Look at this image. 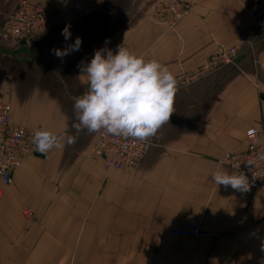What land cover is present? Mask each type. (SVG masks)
<instances>
[{
  "label": "crops",
  "instance_id": "obj_1",
  "mask_svg": "<svg viewBox=\"0 0 264 264\" xmlns=\"http://www.w3.org/2000/svg\"><path fill=\"white\" fill-rule=\"evenodd\" d=\"M18 1L0 0V28ZM28 1L92 12L25 41L0 37V102L12 105V121L63 136L62 143L76 137L13 173L0 199V264H264V184L241 193L212 180L218 168L232 173L218 160L244 152L249 129L264 144V32L240 41L264 0H187L192 9L174 30L150 18L159 0ZM78 36L79 51L63 61L52 53ZM117 45L175 77L238 47L234 64L177 90L170 121L127 171L104 169L91 152L97 133L73 127L74 100L87 91L77 64ZM182 223L200 235H173Z\"/></svg>",
  "mask_w": 264,
  "mask_h": 264
},
{
  "label": "clouds",
  "instance_id": "obj_2",
  "mask_svg": "<svg viewBox=\"0 0 264 264\" xmlns=\"http://www.w3.org/2000/svg\"><path fill=\"white\" fill-rule=\"evenodd\" d=\"M70 29L68 24L61 32L65 41L72 36ZM107 43L108 39L105 45ZM81 45L82 38L78 36L65 48L51 51L63 61L65 56L79 51ZM77 68L87 79V91L73 103L78 121L73 127L77 133L86 130L91 135L104 131L113 136L146 140L155 137L170 121L177 80L156 59H145L123 45H117L115 51L107 47L95 50L91 60L80 61ZM62 140H65L63 136L46 130H38L33 136L36 150L41 153L63 148L65 144L72 145L76 137L68 135L65 143ZM212 180L217 186L231 187L241 193L250 189L249 178L243 171L229 173L218 168L212 173ZM261 251H264V240Z\"/></svg>",
  "mask_w": 264,
  "mask_h": 264
},
{
  "label": "built area",
  "instance_id": "obj_3",
  "mask_svg": "<svg viewBox=\"0 0 264 264\" xmlns=\"http://www.w3.org/2000/svg\"><path fill=\"white\" fill-rule=\"evenodd\" d=\"M191 8L190 3H182L181 0H159L152 12L156 20L173 28L189 14ZM91 12L90 9L50 10L37 2L19 0L17 7L6 15L0 28V37L25 41L35 33L46 31L69 21H78ZM256 17L259 22L255 24L254 28L264 30V13L259 12ZM245 38L246 36L243 39ZM236 51L235 48L223 50L220 55L208 63H203L194 72L176 77L177 89L191 84L195 78L199 79L210 68L217 69L222 64H233L235 58H232L231 55L235 56ZM12 113L13 107L9 102H0V199L4 196L7 187L12 184L13 173L21 166L22 162L41 153L36 150L33 143L34 133L41 129L15 124L12 121ZM246 137L247 146L244 152L240 154L224 153L220 156L219 163L232 173L243 171L249 178L250 187L256 189L264 184V144L261 133L255 128L249 129ZM150 146L147 140L113 136L100 131L94 140L91 152L94 157L103 162L104 169L127 171L138 166L147 156ZM249 162H251L250 165H248ZM30 215L31 211L26 213V216ZM171 232L175 236L182 237L200 235L199 227L188 223L175 226Z\"/></svg>",
  "mask_w": 264,
  "mask_h": 264
},
{
  "label": "rangeland",
  "instance_id": "obj_4",
  "mask_svg": "<svg viewBox=\"0 0 264 264\" xmlns=\"http://www.w3.org/2000/svg\"><path fill=\"white\" fill-rule=\"evenodd\" d=\"M181 2L182 3H190L189 1H187V0H181ZM18 4V3H17ZM191 4V6H192V3H190ZM16 7H17V5H16ZM15 7V8H16ZM14 8V9H15ZM192 9V8H191ZM152 11H153V9H152ZM150 12V18H152L154 21H156L157 23H159V24H161V25H164L165 27H167L168 29H170V30H174L175 28H176V26H178V24L175 26V27H173V28H171L168 24H166V23H164V22H162V21H158V20H156L155 19V17H154V15H153V12ZM257 13H259V11H257V12H253V13H251V15H252V17H253V19H254V24H253V26L250 28V29H248L247 31H245V32H243V33H241L240 34V41L241 42H244V41H246L248 38H250L251 36H253V35H258V34H260V33H262V32H264V30L263 29H260V28H254V26H255V24L257 23V22H259V19H257V17H256V14ZM262 13H264V12H262ZM256 19V20H255ZM44 32V31H43ZM246 34V35H245ZM246 36V38L245 39H243L244 37ZM243 39V40H242ZM232 48H235V49H237V51H238V47H231V48H229V49H232ZM229 49H227V50H229ZM237 51H236V55L234 56V55H231V57L232 58H235L234 60V63L237 61V59H238V53H237ZM221 52L222 51H220V53L219 54H217V55H215V56H213V57H211L209 60H207V61H205L204 63H208L210 60H213V58L214 57H217L218 55H220L221 54ZM231 57H230V59H231ZM233 63V64H234ZM230 65V64H229ZM231 65H232V63H231ZM201 66V65H200ZM207 66H209V65H207ZM223 66H227V65H223L222 64V67ZM213 72H215V69H212V68H210V69H208L206 72H205V74H203L199 79H193V83L191 82V84H189V85H187L186 87H183V88H181V89H186L187 87H189L190 85H192V84H194V83H197V82H199V81H201V80H204V79H206V78H208V77H210L211 76V74L213 73ZM183 75V74H182ZM180 76V75H179ZM178 77V76H177ZM184 77V76H183ZM176 78V77H175ZM177 90H180V89H177ZM247 133V132H246ZM98 134V133H97ZM97 136V135H96ZM246 141H247V137H246ZM148 142V141H147ZM151 145V144H150ZM148 155V154H147ZM219 161V160H218ZM29 211H31V210H28V211H26V213L27 212H29ZM26 213H25V216H26ZM29 217H31V216H29ZM200 230V229H199Z\"/></svg>",
  "mask_w": 264,
  "mask_h": 264
}]
</instances>
